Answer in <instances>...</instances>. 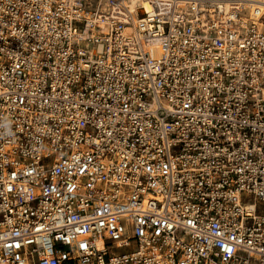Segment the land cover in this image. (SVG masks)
I'll list each match as a JSON object with an SVG mask.
<instances>
[{"label": "built area", "instance_id": "1", "mask_svg": "<svg viewBox=\"0 0 264 264\" xmlns=\"http://www.w3.org/2000/svg\"><path fill=\"white\" fill-rule=\"evenodd\" d=\"M0 264H264V2L0 0Z\"/></svg>", "mask_w": 264, "mask_h": 264}, {"label": "bare ground", "instance_id": "2", "mask_svg": "<svg viewBox=\"0 0 264 264\" xmlns=\"http://www.w3.org/2000/svg\"><path fill=\"white\" fill-rule=\"evenodd\" d=\"M254 1H258V2H262L263 1L264 2V0H254Z\"/></svg>", "mask_w": 264, "mask_h": 264}, {"label": "rangeland", "instance_id": "3", "mask_svg": "<svg viewBox=\"0 0 264 264\" xmlns=\"http://www.w3.org/2000/svg\"><path fill=\"white\" fill-rule=\"evenodd\" d=\"M142 13L141 12H139V15H141Z\"/></svg>", "mask_w": 264, "mask_h": 264}]
</instances>
